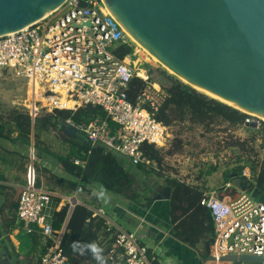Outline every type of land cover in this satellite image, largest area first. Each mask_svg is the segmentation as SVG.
<instances>
[{"label": "built area", "instance_id": "1", "mask_svg": "<svg viewBox=\"0 0 264 264\" xmlns=\"http://www.w3.org/2000/svg\"><path fill=\"white\" fill-rule=\"evenodd\" d=\"M128 42V33L103 0H66L41 20L0 36V77L12 72L28 81L24 106L33 119L41 110L76 113L87 106L100 107L103 116L94 114L89 121L68 122L86 135L91 148L104 149L127 170L135 167L138 177L139 165L150 163L142 146L166 149L172 134L170 126L155 116L167 98L164 86L137 67L131 54L120 58L115 52L118 43ZM136 77L144 80L145 86L133 102L128 90ZM30 156L32 161L36 159L34 151ZM74 160L77 165L86 164L84 159ZM248 171L242 175L247 179ZM53 197L51 191L37 186L30 173L20 195L17 217L27 232L37 230L46 239L40 264H70L62 249L66 226H53L52 213L57 208L52 207ZM202 203L210 209L215 227L213 260L264 257V204L251 191L242 189L236 198L223 201L218 198V189L208 190ZM83 204L94 217L105 219L108 230L115 228L111 217H118L119 205L108 207L107 201L105 207ZM118 231L113 247L99 264H173L171 258L163 260L161 248H150L137 231Z\"/></svg>", "mask_w": 264, "mask_h": 264}, {"label": "water", "instance_id": "2", "mask_svg": "<svg viewBox=\"0 0 264 264\" xmlns=\"http://www.w3.org/2000/svg\"><path fill=\"white\" fill-rule=\"evenodd\" d=\"M65 1L0 0V36L41 20ZM103 2L135 41L176 74L243 113L264 118V0ZM227 180L245 189L244 176ZM251 195L264 204L258 188ZM223 260L264 264V257L255 255Z\"/></svg>", "mask_w": 264, "mask_h": 264}, {"label": "trees", "instance_id": "3", "mask_svg": "<svg viewBox=\"0 0 264 264\" xmlns=\"http://www.w3.org/2000/svg\"><path fill=\"white\" fill-rule=\"evenodd\" d=\"M115 52L120 58H124L133 53V45L129 42L118 43ZM163 73L170 80V85L164 86L167 98L155 114L158 121L167 126H171L177 120H189L204 126L218 118L231 125L246 122L248 118L246 113L197 91L165 71ZM144 86L145 81L140 78L136 77L131 81L128 95L133 102L136 101ZM94 114L104 115L100 107L87 106L76 113L68 110H55L48 115V119L56 116L61 120L72 119L78 123L89 121ZM49 123L51 122L49 121ZM45 127H47L45 118L33 119L28 113L14 109L9 121L0 120V139L15 144L28 145L34 137L35 149L41 150L37 129ZM181 145L180 141L178 148ZM74 147V151L76 148L77 150L72 155H57L55 157L66 174L79 180L71 182L72 189H76L78 184L81 186L98 184L103 189L121 195L134 203H141V197L137 190L138 177L130 173L115 156L102 148H91L88 141L78 142L74 144ZM142 151L150 163H141L139 170L141 176H148L162 163L163 150L152 144H144ZM76 158L86 160L85 166L77 165L74 160ZM250 169L252 177L245 178L243 187L248 191L258 188L259 193L264 195V156L258 166L252 165ZM243 170L244 167L241 166L233 169L232 174L227 172L226 179L242 176ZM0 180H4V178L0 176ZM166 182L172 190L170 196L171 219L174 224L175 236L193 247L203 240L205 242L204 256L210 257L211 247L215 241V227L210 209L202 203L206 191L200 186L188 184L176 178L167 179ZM37 186L40 187L39 182H37ZM5 188L0 184V194ZM21 193L22 191H19L18 202ZM59 201L58 199L55 207L58 206ZM18 202L15 203L17 208ZM52 221L56 229L66 226L62 249L70 264H99L113 247L115 237L119 232L115 228L108 230L105 219L94 217L93 211L83 203L76 204L73 209L69 205L63 206L60 211L54 209ZM34 234L36 235V232Z\"/></svg>", "mask_w": 264, "mask_h": 264}, {"label": "rangeland", "instance_id": "4", "mask_svg": "<svg viewBox=\"0 0 264 264\" xmlns=\"http://www.w3.org/2000/svg\"><path fill=\"white\" fill-rule=\"evenodd\" d=\"M128 36L131 45H133L131 61L135 62L140 69L147 70L152 81L168 87L170 80L164 75V71L182 81L176 74L170 72L162 61H155L148 50L137 43L129 34ZM182 82L184 83V81ZM28 90V81L25 78L18 77L12 72H5L0 77V120L9 121L14 109L27 113L24 103L25 99L28 98ZM51 113L45 110L40 111L39 117L45 118L47 126L43 129H37L41 150L35 149L34 137L28 144L29 146L20 143L16 145L5 141L0 142V153L4 155L7 162V164H0V171L3 167L9 168L11 171L16 167L13 180L15 175H18L20 178L23 177L22 179L25 181L27 169L34 163V167L37 168V165H40V169H42V172L36 170V176L42 175L44 177L45 189H55L54 185H58L56 176L51 168L43 166L48 163L43 160L50 159L54 162L57 161L55 158L57 155H72L77 150L76 148L74 151V144L85 143L87 137L68 120H61L56 116L48 119V115ZM247 115L246 122L239 125H231L220 118L215 119L207 126L189 120L173 122L169 130L172 137L168 147L163 149L164 159L162 163L148 176L140 175L137 178V190L141 202L148 203L158 195L168 194L170 187L166 182L167 179L176 178L208 191L213 187L222 185L226 179V173L232 174L233 169L241 166L244 167L243 174L246 169H249L250 179L252 177L250 167L252 165L258 166L259 161L264 156V118L255 113ZM180 141L182 145L178 148ZM30 151H34L36 156L34 162L30 156ZM46 166L50 167L49 163ZM135 169V167L128 168L134 176H136ZM20 183L23 184V182ZM7 193L8 197L11 195V199H16V191L12 190ZM56 202L57 200L54 199L52 207H55Z\"/></svg>", "mask_w": 264, "mask_h": 264}, {"label": "crops", "instance_id": "5", "mask_svg": "<svg viewBox=\"0 0 264 264\" xmlns=\"http://www.w3.org/2000/svg\"><path fill=\"white\" fill-rule=\"evenodd\" d=\"M4 141L13 144L8 140L0 139V142L3 143ZM16 151L18 152V149ZM43 161L49 163L50 167L46 166L48 164L46 162L43 166L53 170V174L56 176L55 179L58 182V185H54L55 189L49 190L54 195L53 200H60L57 208H55L57 211H60L68 203L72 209L73 199H76V203H87L94 207H105L107 201L108 207L119 205L122 208L117 212L118 217H111L115 228L137 231L145 237L150 248H155L156 251H158L156 247L161 248L160 255L163 260L167 261L171 258L173 264H217V262L211 261L210 257L206 258L204 256L205 242L203 240L193 247L175 236L174 224L171 219V188L166 195H158L148 203L141 202L137 204L121 195L103 189L98 184H84L83 186L78 184L76 189H72L71 182H77L78 179L66 174L58 161L52 162L50 159ZM0 164H7L6 158L1 153ZM37 166V168L34 167V163H32L27 169V174L28 176L30 173L33 174L35 181L40 183V187L45 188L44 177L42 175L40 177L36 176V170L42 172L40 165ZM14 173H16V167L13 171L6 167H3L0 171V176L4 178V180H0V184L6 187L0 194V264H37V261L39 262L40 257L45 252L46 239L37 230L27 232L24 223L18 220L15 203L18 202L19 191L23 190L28 177L26 174L24 181L23 177L20 178L15 175L13 180ZM20 182H23V184ZM214 189H218V198L223 201L236 198L242 190L230 181L228 183L227 179L223 181L222 185L211 188V190ZM12 190L17 193L16 199H11V195L8 197L7 192ZM34 232H36V235ZM219 264L235 263L223 260Z\"/></svg>", "mask_w": 264, "mask_h": 264}, {"label": "bare ground", "instance_id": "6", "mask_svg": "<svg viewBox=\"0 0 264 264\" xmlns=\"http://www.w3.org/2000/svg\"><path fill=\"white\" fill-rule=\"evenodd\" d=\"M50 13H51V12L47 13L46 16L49 15ZM46 16H44V17H46ZM136 42H137V41H136ZM137 43H138V42H137ZM152 55H153V54H152ZM153 58H154L155 61L160 62V60H159L158 58H156L154 55H153ZM164 66H165V64H164ZM165 67L168 68V69L170 70V72L176 74V73H175L174 71H172L169 67H167V66H165ZM176 75H177L182 81H184V83H187V84L191 85L192 87H194V88L197 89L198 91H200V92H202V93H204V94H206V95H208V96H210V97H212V98H215V99H217V100H219V101H221V102H223V103H226V104H228V105H231V106L236 107V105H234V104H232V103L226 101L225 99H223V98H221V97H219V96H217V95L211 93L210 91H207L206 89H203V88H200V87L194 85L193 83H191L190 81H188L186 78H184V77H182V76H180V75H178V74H176ZM217 264H219V263H217Z\"/></svg>", "mask_w": 264, "mask_h": 264}]
</instances>
